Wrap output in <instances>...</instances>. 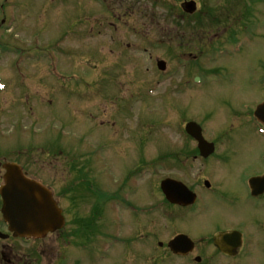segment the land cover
<instances>
[{
	"label": "rangeland",
	"instance_id": "1",
	"mask_svg": "<svg viewBox=\"0 0 264 264\" xmlns=\"http://www.w3.org/2000/svg\"><path fill=\"white\" fill-rule=\"evenodd\" d=\"M183 1L0 0L4 4V14L0 13V84L6 85L0 92V145L31 137L37 165L45 169L46 174H41L47 181L56 177L42 165L43 152L49 151L53 170L57 161L63 170V160L79 158L82 152L88 167L96 169L95 176L88 179L108 192L120 185L125 164L134 163L135 140L120 138L124 127V135L145 142L146 173L140 181L130 178L126 185L144 191L147 232L156 240L174 234L180 223L164 221L160 225L159 180L172 176L193 185L199 177L195 169L189 174L171 162L157 170V156L160 152L171 155L186 143L189 136L184 125L196 123L198 119L192 115L205 112L200 102H205L201 95H208L204 91L264 90V84L250 83L261 74L260 80L264 79V29L248 37L244 32L250 33V29L243 28L264 19V0H194L197 12L191 16L182 10ZM224 27L225 35L212 38ZM256 32L261 33L259 37ZM237 38L243 43L240 52L223 59L219 53L216 58L215 49L231 47ZM156 59L165 61L163 70L156 67ZM52 69L61 79L53 76ZM210 73L213 75L206 82ZM196 75L202 79L201 86L193 82ZM223 76L232 81L220 80ZM212 118L205 121L209 134L223 135L225 127L218 123L222 115ZM79 132L87 138L82 145L71 139L80 136ZM67 134L70 140L65 141L60 135ZM96 136L107 144L94 159L87 146L95 143ZM130 148L131 154L124 156ZM88 179L85 183L91 187ZM62 180L57 178V186ZM108 197L100 198V233L107 232L106 222L111 225V209L118 210ZM121 215L126 217L128 211L121 210ZM50 245H54L53 235L36 242L37 249H46L47 255L53 249ZM59 249L52 254L58 255ZM262 260L255 264H264ZM47 261L36 253V264ZM52 263L57 264V259Z\"/></svg>",
	"mask_w": 264,
	"mask_h": 264
},
{
	"label": "flooded vegetation",
	"instance_id": "2",
	"mask_svg": "<svg viewBox=\"0 0 264 264\" xmlns=\"http://www.w3.org/2000/svg\"><path fill=\"white\" fill-rule=\"evenodd\" d=\"M0 13L4 14L2 10ZM258 20L255 25L250 23V26L243 28L250 29L252 34L255 30L264 29V19L258 18ZM226 29L224 27L221 31L214 32L212 38L220 39L225 35ZM256 33L257 37L261 34ZM237 42L241 51L243 48L240 44L241 40L237 38ZM220 49L226 48L222 46ZM212 53L213 51H209V55ZM187 55L190 57L192 54ZM260 76L257 79L251 78L250 83L257 86H260V83L264 84V79L261 81ZM220 80L226 83L232 81L226 76L221 77ZM204 93L208 94L201 95L205 98V102H200H203L205 112L202 116L192 113V118L198 119L195 122L200 125L205 141L211 144L209 146L211 152L204 155L203 153L207 152L206 147L201 153L196 140L189 136L186 143L181 148L178 145L171 155L160 152L156 158L157 170H163L164 166L168 167L171 162V166L179 168L177 170H185L190 174L189 170L195 169L199 176L196 175L198 178L193 185L183 182L196 195L195 202L187 206L169 202L159 189L162 195V206H158L161 210L160 225L167 221L170 224L180 222L179 227L181 226L174 234L163 239L156 240L155 235H148L144 191L126 185L130 178L140 181L146 173L147 166L143 165L146 162L145 142L131 138L128 134L124 135L127 133L124 127L123 131L119 132L120 138L135 140L136 146L133 148L132 156L134 163L125 164L120 185L115 186L116 189L112 186L108 192L100 191L95 182L92 183L88 179L89 175L95 176L96 169L88 167L89 161H84L82 152L79 155L80 159L74 156L63 160V170L59 161L56 162V166L53 165L55 167L53 170L50 167L49 151L43 152L40 155L42 165L47 167L49 172L54 171L56 177L47 181L41 174V172L46 174L45 169L37 165L36 147L31 137H23L21 140L11 139L12 141L6 145L1 144L0 185L3 183L5 168L10 164H17L22 176L38 181L51 191L62 210L64 225L59 231L49 234L53 235L54 245L49 246L53 249L47 255L46 249H37L36 242L48 235L36 239L28 236L20 237L8 231L2 217L0 197V264H36L37 252L45 259H49L48 264H55L52 261L56 259L57 264H100L102 261L103 264H113L122 259L124 264H239V261L242 264L248 262L255 264L259 259L262 263L264 259V90L253 93L223 90L204 91ZM195 103L202 104L198 101ZM260 106H262L260 112L256 113ZM220 114L222 120L219 119L218 123L221 122L220 125L225 127V133L220 136L210 135L211 129L206 127L205 121L215 119L212 117ZM236 122H240L242 126ZM103 127L108 133V128L105 125ZM79 135L71 139L77 145H82L87 138L84 134ZM64 140L70 139L67 136ZM92 141L95 143L87 147L89 154L94 158L96 153L102 152V148H105L107 143H100L97 136ZM190 147L191 149L187 150ZM131 151L130 148L123 155L127 153L129 155ZM245 155L246 159H244ZM235 156L237 159H234ZM129 159L130 156L126 161ZM101 160L106 162L107 158ZM66 161L69 162L65 163ZM135 166L138 168L135 169ZM59 176L63 180L61 185L57 186ZM168 178L177 180L172 176L164 177L158 182L159 188L160 182ZM87 179L91 187L85 183ZM198 188L200 189L197 190ZM137 193L138 195L135 196ZM104 194L109 195L107 201L117 206L118 214L112 212V209L111 214L110 210L108 211L112 216L111 225L108 226L106 222L108 227L104 228L109 230L100 233L98 209L103 206L100 198ZM164 206L167 208L165 209ZM121 210H127L128 215L126 217L121 215ZM128 226L130 229L126 230ZM180 234L187 236L189 241L185 244L184 250L174 252L169 242ZM55 243H58V246H55ZM59 247L62 251L58 255H53V250H60Z\"/></svg>",
	"mask_w": 264,
	"mask_h": 264
},
{
	"label": "water",
	"instance_id": "3",
	"mask_svg": "<svg viewBox=\"0 0 264 264\" xmlns=\"http://www.w3.org/2000/svg\"><path fill=\"white\" fill-rule=\"evenodd\" d=\"M183 8L186 12L192 13L195 11V2L187 1L183 4ZM157 67L163 70L165 62L158 60ZM186 131L198 141L201 151L207 147L204 155L211 152L209 149L211 145L204 142L200 129L195 123H188ZM161 189L171 202L188 205L194 201V195L180 182L166 180L161 183ZM0 195L3 201V218L8 222L9 230L14 235L40 238L60 229L64 224L61 210L49 191L38 183L24 178L16 165L6 167ZM187 241V237L178 236L169 245L175 252L182 251Z\"/></svg>",
	"mask_w": 264,
	"mask_h": 264
},
{
	"label": "bare ground",
	"instance_id": "4",
	"mask_svg": "<svg viewBox=\"0 0 264 264\" xmlns=\"http://www.w3.org/2000/svg\"><path fill=\"white\" fill-rule=\"evenodd\" d=\"M202 85V83L200 84V86Z\"/></svg>",
	"mask_w": 264,
	"mask_h": 264
}]
</instances>
